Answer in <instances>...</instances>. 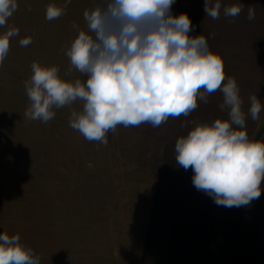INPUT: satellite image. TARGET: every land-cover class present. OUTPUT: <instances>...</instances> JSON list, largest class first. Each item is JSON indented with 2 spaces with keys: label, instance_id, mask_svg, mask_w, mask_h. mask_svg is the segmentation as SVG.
Instances as JSON below:
<instances>
[{
  "label": "crops",
  "instance_id": "0c3cea01",
  "mask_svg": "<svg viewBox=\"0 0 264 264\" xmlns=\"http://www.w3.org/2000/svg\"><path fill=\"white\" fill-rule=\"evenodd\" d=\"M52 1L17 0V11L0 28V34L8 27L19 29L0 66V234H19L40 264H264V180L258 199L228 208L197 190L193 170L175 161V143L192 127L228 119L227 110L219 107V90L206 104L198 100L187 117H170L155 128L148 123L130 126V167L123 163L120 170L114 165L96 169L94 183H71L70 108H54L55 117L47 123L24 116L30 104L24 82L32 75L34 61L55 65L62 78L70 79L71 73L65 75L70 67L65 55L71 44L70 5L60 18L47 21L46 6ZM57 1V6L64 4ZM234 4L244 5L241 13L225 17L223 7ZM221 5L225 19L218 30L210 27L213 19L194 0H174L171 12L186 13L191 23L207 18L208 30L194 29L196 36L206 34L209 50L223 59L226 78L237 81L249 139L264 142V110L259 121L248 113L253 94L264 108V0H224ZM249 6L256 13L251 21ZM194 31L190 35L195 36ZM215 31L222 35L212 44ZM27 37L32 43L22 47L19 41ZM147 130L158 131V160L147 155ZM142 138L146 144L139 154ZM90 172L84 169L77 176ZM125 174L126 182L120 179ZM99 176L104 177L102 183ZM38 190L47 194L32 201L28 192ZM119 191L128 192L125 199ZM21 199L32 202L22 205ZM12 200L15 204L10 205ZM23 207L30 208V214L12 215L11 209Z\"/></svg>",
  "mask_w": 264,
  "mask_h": 264
},
{
  "label": "clouds",
  "instance_id": "9594fccd",
  "mask_svg": "<svg viewBox=\"0 0 264 264\" xmlns=\"http://www.w3.org/2000/svg\"><path fill=\"white\" fill-rule=\"evenodd\" d=\"M72 0L62 6L48 4L45 19L65 14ZM174 0H101L83 13L87 30L73 23L78 36L65 55L72 70L87 77L64 79L55 65L34 61L32 75L24 82L30 101L24 116L44 123L55 117L53 109L80 102L72 108L69 127L89 142L107 144V133L118 126L159 127L168 119L187 117L208 103L216 91L223 94L220 109L228 119H215L192 127L175 143V161L193 170L194 187L211 196L215 204L228 208L249 205L261 195L264 180V142L250 140L246 130L244 101L237 81L227 77L219 54L209 50L204 35L192 36L191 19L186 13L173 16ZM244 5L223 7L225 17H236ZM18 9L17 0H0V28ZM220 0H204V11L219 19ZM31 9L29 8V11ZM248 7L247 19H255ZM19 29L8 27L0 34V66ZM214 36V34H212ZM22 47L31 37L20 39ZM226 80V83H225ZM248 113L259 121L262 108L257 95L249 97ZM185 125H182V127ZM0 264H40V257L21 242L19 234H0Z\"/></svg>",
  "mask_w": 264,
  "mask_h": 264
},
{
  "label": "rangeland",
  "instance_id": "374dc122",
  "mask_svg": "<svg viewBox=\"0 0 264 264\" xmlns=\"http://www.w3.org/2000/svg\"><path fill=\"white\" fill-rule=\"evenodd\" d=\"M196 7H200L202 9V6H204V0H194ZM226 1V0H225ZM52 2H55L54 4L57 5L58 1L57 0H53ZM57 2V3H56ZM101 0H72L71 4H70V41L72 42L74 40V38H76L78 36V32L72 28L73 23L77 24L79 26V28L81 30H87V25H86V21L84 20V16L83 13L86 9H91L94 6H96L98 3H100ZM215 3V0H212V3ZM221 4L224 3V0H220ZM200 10V9H199ZM221 20L216 19L213 20L212 24H214L213 26L210 25L211 28H214L216 30L218 29H222L223 25L221 22L222 19L224 20L225 18L222 17V15L220 16ZM196 17H194L195 19ZM228 18V17H227ZM207 18L203 17V21H199V22H194L192 23V25L194 26V29H199L200 31L203 30H208V24L206 22ZM220 22L219 24L216 25V22ZM233 22V21H231ZM230 22V23H231ZM197 25V26H196ZM197 31V30H196ZM195 33V36L199 33ZM203 35H206L204 33H200ZM213 33H211L210 36V42L213 43H218V39H220L222 32L217 33V31H215V35L219 34L220 36H214V40L211 41V38L213 37L212 35ZM207 39V37H206ZM209 42V43H210ZM221 42V41H220ZM217 49V48H214ZM70 76V80H75L76 78L81 79L82 82H86L87 77L83 74H80L79 72H77L76 70H72ZM72 108H75L77 110H82V105L80 104V102L75 103ZM72 108H70V116H71V110ZM200 119H202V117L200 116ZM147 135H151L150 137H147V140L149 141V139H151V144L149 145V148L147 149L148 153L147 155H149L150 153V159H155L158 160V154H157V138H158V131L157 130H147L145 132ZM46 134V133H45ZM65 134H66V130H65ZM135 134H133L134 136ZM69 136H70V154H71V163H70V168H71V183H77L79 182V180H87L88 183H94L96 181V175H95V170L97 169L98 171H101L102 169H107L111 167V165L116 166L118 169L121 167H125L123 166L124 164H127V166L130 167V127H124V126H118L115 132H111L109 131L107 133V144H102L99 142H89L88 140H86L78 131L73 130L72 128H69ZM153 136V137H152ZM142 137V136H141ZM144 138V136H143ZM143 138L138 142V153L140 154L144 145L146 144L145 142H143ZM146 151V152H147ZM84 163V164H83ZM156 163H158L156 161ZM87 169V171L89 170H93V172H90L92 174H88L85 177L82 176H77L78 174L82 173V170ZM119 169V170H120ZM89 173V172H88ZM110 171L108 172V176L106 178H110L109 176ZM120 173V172H119ZM92 175V176H90ZM100 177V183H102V179L104 177ZM130 177V175H129ZM119 178V177H118ZM125 178H128V175L125 174V176L121 177L120 179L125 181ZM120 181V180H119ZM105 186L108 184V181L104 180ZM108 188V187H107ZM40 189V188H39ZM42 190V189H41ZM41 190L35 191V192H28L32 197L31 200L32 201H37L35 199H37L40 195H45L47 193H42L39 192ZM58 191L54 192V195L57 194ZM124 195H123V194ZM153 193L154 192H150ZM128 194L127 191H119V197L125 199V196ZM24 196L27 195L26 193H23ZM122 198V199H123ZM22 201H20L19 203L22 202V205L25 204L26 202L30 201L27 199H21ZM30 201V203L32 202ZM15 204V201L12 200V202H10V205ZM33 210V208L31 209ZM30 208H13L11 209V213L12 215H16V214H30Z\"/></svg>",
  "mask_w": 264,
  "mask_h": 264
}]
</instances>
